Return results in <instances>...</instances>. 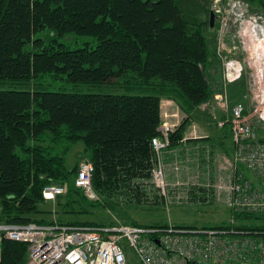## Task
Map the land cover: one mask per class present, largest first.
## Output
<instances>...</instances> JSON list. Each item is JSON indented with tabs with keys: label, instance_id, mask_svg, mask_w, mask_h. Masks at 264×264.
Instances as JSON below:
<instances>
[{
	"label": "trees",
	"instance_id": "1",
	"mask_svg": "<svg viewBox=\"0 0 264 264\" xmlns=\"http://www.w3.org/2000/svg\"><path fill=\"white\" fill-rule=\"evenodd\" d=\"M250 1L264 11V0ZM197 21L185 15L177 0H0V81L23 84L50 75L101 85L128 74L142 85L157 80L153 95L136 96L0 89V224H52L40 218L51 213L40 209L48 202L44 189L51 185L67 188L57 197L58 213L70 220L59 219L64 225L113 226L80 217L91 214L88 207L117 208L121 199L149 203L145 192L153 188L143 185L154 166L152 139L163 134L162 100L174 101L186 114L170 133L169 149H174L200 106L214 95L208 76L212 53L205 25ZM44 30L52 39L34 38ZM66 35L90 37L95 46L71 49L59 42ZM28 44L32 49L26 52ZM224 130L230 139L229 123ZM79 143L85 146L81 159L94 167L100 202L89 201L76 186L79 163L68 167V155ZM235 218L264 220L261 215ZM210 228L264 238V226L235 222ZM0 264H28L27 245L0 234Z\"/></svg>",
	"mask_w": 264,
	"mask_h": 264
},
{
	"label": "built area",
	"instance_id": "2",
	"mask_svg": "<svg viewBox=\"0 0 264 264\" xmlns=\"http://www.w3.org/2000/svg\"><path fill=\"white\" fill-rule=\"evenodd\" d=\"M222 0L214 1L213 12L220 19ZM246 12L248 3H246ZM224 22V20H223ZM264 32V17L255 14L246 20ZM249 59V58H248ZM247 59V60H248ZM250 67V64H249ZM251 69V68H250ZM260 71L263 70L260 69ZM249 73V82L253 83ZM252 75L253 72H252ZM252 91L251 101L264 98L263 93ZM216 102L222 110L229 107V96H217ZM264 104V103H262ZM261 104V105H262ZM261 120L264 122V115ZM172 115V118H176ZM230 125L233 155L224 159L231 176L217 184L170 183L166 179L163 154L170 148V133L178 125L176 121L162 122V136L152 139L155 153L151 180L143 187L149 203H159L167 212L171 208L194 203L211 204L222 195L227 197L230 224H235L238 214L264 216V139L255 131L250 115L242 105L234 107L232 115L219 126ZM174 170H180L175 164ZM245 168L251 174H244ZM94 167L88 160L79 164L76 186L82 189L89 201L100 202L92 175ZM213 191L211 192V190ZM65 186L51 185L44 189V198L54 202L65 195ZM0 234L12 241L28 246V264H264V238L236 236L234 231L215 229H176L170 222L166 229L146 228L116 223L113 226H70L55 221L49 225L30 223L27 225L0 224Z\"/></svg>",
	"mask_w": 264,
	"mask_h": 264
},
{
	"label": "rangeland",
	"instance_id": "3",
	"mask_svg": "<svg viewBox=\"0 0 264 264\" xmlns=\"http://www.w3.org/2000/svg\"><path fill=\"white\" fill-rule=\"evenodd\" d=\"M214 1L209 0H177V4L183 9L185 15L190 19H196L197 22L204 24L208 39L209 50L213 54L212 66L208 71L209 81L213 89V97L198 110L199 117L202 115V133L211 135L216 146L223 142L228 150V155L224 153L222 147L216 148L215 157L212 156V150L203 149L199 153L192 152L179 157L180 169H184L182 173L183 179L175 178L172 182L192 184H217L221 179L224 180L230 174L229 166L224 159L232 157L231 142L226 137L225 130H220L219 123L226 116L232 115L233 109L237 105H242L246 113L250 115L253 123H255L256 133L264 139V122L261 120V115H264V98L257 99L252 103V89L254 93L259 95L264 90V32L258 28H253L249 23L246 25V20L255 14H262L264 11L250 0H222L220 7L222 13L220 19H217L213 12ZM246 3H248V11L246 12ZM205 8L206 10H204ZM215 17L214 31L209 33L211 17ZM224 20V22H223ZM53 35L49 30H44L35 35V39H52ZM59 42L71 49L85 47L87 44L94 47L95 42L90 37H81L77 35H66L59 39ZM32 49L31 45H26V52ZM249 58V59H248ZM248 59V60H247ZM250 64V67H249ZM251 68V69H250ZM263 70V73L262 71ZM253 83L249 82V73ZM252 72L254 75H252ZM157 80H152L149 85H142L139 79L134 74H128L124 77L116 79L113 83H105L101 85H86L80 83H69L66 79L54 80L50 75H46L39 80L25 82L19 84L10 80L0 81L1 90H28L35 89L41 91H56L67 93L80 94H115V95H153V83ZM149 89V90H148ZM229 96V107L227 110H222L218 107L216 97ZM262 104V105H261ZM162 109V105H161ZM166 121V120H165ZM164 121V122H165ZM196 121V120H195ZM225 121V120H224ZM179 119L176 118V124L179 125ZM205 131V132H204ZM223 131V132H222ZM224 133L223 138L221 137ZM185 152L186 150L183 149ZM85 146L82 143L77 144L68 155V167L74 168L78 163L87 159H81L84 154ZM224 151V152H223ZM187 153V152H186ZM233 154V152H232ZM88 155V154H87ZM193 156V157H192ZM209 157V162L203 165V173L200 174V167L197 165L201 160L199 158ZM226 156V157H223ZM195 159V160H194ZM78 164V165H79ZM194 167L196 172L194 173ZM243 168V167H242ZM246 174L250 175L245 168ZM213 189L211 190V192ZM121 203L117 208H102L88 207L91 214L81 216L82 221L102 222L105 224H130L131 221H137L141 225L161 224L190 226L197 228H210L222 224H230V212L227 207V197L222 195L219 199L216 198L213 208H195V207H174L167 212L159 203H141L127 204L120 200ZM41 210L50 211L45 217L50 222L70 221L68 217L59 214L58 199L54 202H47L40 206ZM74 219V218H72ZM73 221V220H71ZM236 225L247 226H264V220L249 221L242 223L237 219ZM230 264H241L230 262Z\"/></svg>",
	"mask_w": 264,
	"mask_h": 264
},
{
	"label": "crops",
	"instance_id": "4",
	"mask_svg": "<svg viewBox=\"0 0 264 264\" xmlns=\"http://www.w3.org/2000/svg\"><path fill=\"white\" fill-rule=\"evenodd\" d=\"M212 58H213V54H212ZM203 105H201L200 108L203 107ZM172 115L177 116L176 118H178L180 121L179 124L182 123L183 120L186 118V114L179 108V106L174 101L163 99L162 100V121L163 122L165 120H166V122L167 121H169V122L176 121V118H172ZM199 115H200V112L196 114L195 118L192 120V122L187 127L185 135H184V141L182 142V144H180L179 146H177L174 149L171 148V149L167 150L163 154L162 159H163L165 169H166V179L170 183H173L172 181L175 178L183 179L182 173H184L185 170L180 169L178 172H176L174 170V168L176 166L175 164L180 161L179 157H182L184 154H189V153L196 152V151H197V153H199L201 150L203 151V149L212 150V153H213L212 156L215 157L214 151L216 150V148H219V147L225 148L223 142L219 143L218 146H216L214 144L213 138L211 137L210 134L207 135V134H204L201 132L202 131V125H203V122H202L203 116L201 115L199 117ZM229 116L230 115L226 116V118L228 119ZM224 120H226V119H224ZM224 120H221V121H224ZM223 129H224V127L220 128V130H223ZM225 134H227V133L225 132ZM229 135H230V132H229ZM223 136H224V133L222 134L221 137L223 138ZM230 142H231L230 153H231V155H233L232 152H233L234 147H233V142H232L231 136H230ZM183 149H185L187 153ZM224 151L223 152L226 153V155H228V150L226 148L224 149ZM223 157H226V156H223ZM199 159L201 160L200 161L201 165H200V163H198L197 165L200 167V170H199L200 174H202L203 170H205L203 168V165L206 164L205 160L207 159V162H209V160H211V159H209V157H207V156L199 158ZM241 169L244 170L243 168H241ZM193 170L195 173L196 168L194 167ZM244 174L246 175L245 171H244ZM230 176H231V173L227 177H225L224 180L228 181ZM212 202L215 203V199ZM213 206L214 205L211 206L208 204L194 203L192 205H188L187 207H195V208L204 209V208H213Z\"/></svg>",
	"mask_w": 264,
	"mask_h": 264
},
{
	"label": "water",
	"instance_id": "5",
	"mask_svg": "<svg viewBox=\"0 0 264 264\" xmlns=\"http://www.w3.org/2000/svg\"><path fill=\"white\" fill-rule=\"evenodd\" d=\"M214 22H215V17L214 16H212L211 17V20H210V28H211V31H214Z\"/></svg>",
	"mask_w": 264,
	"mask_h": 264
},
{
	"label": "bare ground",
	"instance_id": "6",
	"mask_svg": "<svg viewBox=\"0 0 264 264\" xmlns=\"http://www.w3.org/2000/svg\"><path fill=\"white\" fill-rule=\"evenodd\" d=\"M218 16V15H217ZM27 245V244H26ZM27 248H28V246H27Z\"/></svg>",
	"mask_w": 264,
	"mask_h": 264
}]
</instances>
